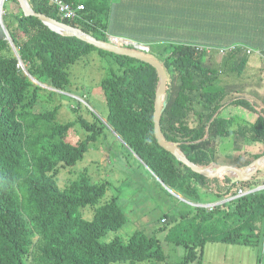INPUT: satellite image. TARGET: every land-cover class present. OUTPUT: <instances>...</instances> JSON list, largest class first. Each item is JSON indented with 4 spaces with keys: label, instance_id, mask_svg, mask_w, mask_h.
<instances>
[{
    "label": "trees",
    "instance_id": "1",
    "mask_svg": "<svg viewBox=\"0 0 264 264\" xmlns=\"http://www.w3.org/2000/svg\"><path fill=\"white\" fill-rule=\"evenodd\" d=\"M66 1L82 3L85 8L74 18L64 19L50 0H28L35 12L109 41L113 11L108 0ZM130 1L124 6L127 19L144 34L140 43L153 46L139 51L159 60L167 74L163 138L200 167L224 163L243 170L263 156V110L228 86L216 88L223 72H235L255 52L235 42L216 44L211 39L219 36L207 32L217 18L220 29L231 28L222 22L229 17L233 24V14L228 13L234 0ZM258 1L262 8L263 1ZM1 21L19 56L1 35L0 264H170L155 233L136 230L127 242L119 235L104 239L128 220L116 198L102 202L107 183L93 182L85 170L64 188L57 181L60 169L81 161L108 125L161 186L187 203L177 213L161 216L163 225L157 229L166 231V241L185 249L176 264L203 262L208 242L258 244L264 232V188L241 196L237 190L264 185V163L247 181H236L228 172L216 176L195 172L162 146L154 126L156 67L100 49L75 35H64L39 17L6 10L5 5ZM222 47L229 49L227 54H219ZM95 49L111 56L101 81L108 124L99 118L89 121L81 114L75 121L59 122L60 104L52 106L50 99L68 90L69 67ZM213 51L221 61L211 62ZM241 108L259 111L256 121L245 119ZM76 121L88 134L73 143L68 134ZM259 144L263 151L256 153ZM85 207L94 209L92 218L85 217Z\"/></svg>",
    "mask_w": 264,
    "mask_h": 264
},
{
    "label": "rangeland",
    "instance_id": "2",
    "mask_svg": "<svg viewBox=\"0 0 264 264\" xmlns=\"http://www.w3.org/2000/svg\"><path fill=\"white\" fill-rule=\"evenodd\" d=\"M264 3V0H261ZM19 0H6L5 8L13 11L12 8L20 6ZM123 6L120 0H108V6L111 8L116 3H119L121 8H116L117 11L125 12V5L131 3L130 0H124ZM237 16L232 20L233 24L226 22L231 28L220 29L221 23L217 18V23H213L207 27V32L213 33L215 37H221L220 32L224 34V40L247 38L248 30L256 29L253 26L254 12L251 9H259L258 0H236ZM4 8V7H3ZM115 12V9L112 8ZM263 14V13H262ZM162 18V17H161ZM234 18V17H233ZM258 19V18H257ZM126 23L132 24L130 19H126ZM227 21V19H225ZM124 20H122V25ZM264 29V16L260 22ZM0 25V34H1ZM125 31H129L125 32ZM128 35H137L132 33L131 29H124ZM258 32V28H257ZM260 34V32H258ZM151 37L150 35H147ZM223 40V38H221ZM153 44V43H151ZM153 48L146 45L145 49ZM211 62L215 63L222 60L217 51L211 54ZM111 56L103 54L98 50H93L84 55L76 63L72 64L68 71L70 73L71 85L66 92L55 93L51 97L50 105L56 106L60 104L58 113L59 122L75 121L81 114L89 121H96L99 118L104 121L108 114V107L101 89V81L107 74V69L110 66ZM216 66V64H214ZM219 67V66H218ZM243 71V70H242ZM246 80H249V73ZM224 81L226 83H242V79L234 73L225 71L220 77V81L216 84V88L221 89ZM71 93V94H69ZM74 94V95H73ZM73 107L77 109L74 110ZM88 133L76 121L75 125L70 129L68 140L76 143L79 139L84 138ZM263 164V163H262ZM86 171L93 182H105L108 188L102 202H107L112 198H116L122 205L128 220L126 224L117 232H109L104 239L110 240L116 235H119L125 242L136 230H144L152 235L156 234L160 240L164 251L167 253V261L170 264H176L184 256L185 249L183 246L175 245L164 239L166 231L158 230L163 223L161 216L165 213H177L178 209L185 208L186 201L181 195L171 192L164 185H160L158 180L151 174L150 170L145 165H141L135 157H133L126 149L120 136L109 126L105 128L99 141L90 144L84 158L78 161L75 165L61 168L57 175V181L60 187L64 188L69 185L71 180L78 177L80 172ZM262 186V185H260ZM259 187V186H258ZM256 187V188H258ZM256 188L251 189L255 191ZM250 190V189H246ZM249 193V192H248ZM83 213L86 218H92L94 209L91 207L83 208ZM165 261H146L131 263L119 262L117 264H165ZM200 264H264V232L259 237V242L256 245L231 244L224 242H208L205 245L203 262Z\"/></svg>",
    "mask_w": 264,
    "mask_h": 264
},
{
    "label": "water",
    "instance_id": "3",
    "mask_svg": "<svg viewBox=\"0 0 264 264\" xmlns=\"http://www.w3.org/2000/svg\"><path fill=\"white\" fill-rule=\"evenodd\" d=\"M19 1H20V5L23 9L24 14L34 15V16L39 17L45 24H47L52 29L64 35H75L78 38L90 44H93L100 49H105V50L114 52L116 54L128 55V56L137 58L141 61L147 62L153 65L154 67H156L159 73V84H158L157 91H156V103H155V112H154V126H155V134H156L157 140L162 146L168 148L179 160L184 162L195 172H198L206 176H216V175H219L221 172H228L229 175L233 176L234 180L236 181H247L260 168L262 163H264V155H263L253 160L243 170L237 169L234 166L229 165V164H216V165L211 164L208 167H200L196 165L195 163L190 161L185 155L180 153L177 146L174 143L168 142L163 138L162 130H161V115L166 105V102L163 100V95L166 91V86H167V74H166V70L164 66L161 64L159 60L142 53L136 48L124 47L121 45L113 44L109 42L108 40L98 39L94 37L93 35L83 31L82 29L72 26L71 24L54 19L45 14L35 12L31 8L28 0H19ZM0 25L2 28L0 36L5 35V37L11 43L17 56H19L17 53V49L15 45L13 44L9 36V33L2 21L0 22ZM36 82L42 86H47L42 83H39L38 81ZM104 122H106V119L104 120ZM263 188H264V185L259 186L258 188H256V190L263 189Z\"/></svg>",
    "mask_w": 264,
    "mask_h": 264
},
{
    "label": "crops",
    "instance_id": "4",
    "mask_svg": "<svg viewBox=\"0 0 264 264\" xmlns=\"http://www.w3.org/2000/svg\"><path fill=\"white\" fill-rule=\"evenodd\" d=\"M6 1V0H5ZM124 1V0H122ZM236 0H234L235 2ZM51 3V2H50ZM5 4V3H4ZM20 4V2H19ZM17 5V4H16ZM14 6L12 8V10L16 13H21L23 12V9L21 7V5L19 6ZM263 7L260 8L258 10H254L251 9L252 12H254V14L256 15L257 13V17L254 16V20H253V26L256 27V29H252L248 30L247 32V38H244L243 40L241 39H231L229 41H225L224 40V34L223 32H220V34H222V37L219 38H215L216 40L214 41L213 39H211L213 42H215L216 44H228V43H238V44H244L250 48H253L255 50V52L251 53L250 57L248 58L249 60L247 61V63L245 64H241V66H239L238 68H236L235 72H233L236 76H239L242 79V83H240L239 85H237V83L233 82V83H226V81H224L225 86H228L229 89L234 90V91H238L237 94L240 95H245L247 97H249L251 100H254L258 105V109L259 110H263L264 113V29L262 28L260 22L262 19V16H264V3L262 4ZM116 8H121L119 4L116 5ZM107 7V6H106ZM112 8L115 9L114 5L112 6ZM230 12L228 13V15L233 14L234 19L239 16V13H235L236 12V4L233 3L232 6L230 7ZM263 11V12H262ZM263 13V14H262ZM128 18V13L127 11H125L124 13L120 10V11H116L113 12L111 14V16L109 17V25H108V29H109V33L108 35H113L115 34V36L121 37V38H125V39H129L135 42H142V39H140L141 37H137V35H128L125 32L129 31H125L124 29H131L133 30L132 33L134 34H138L139 36H144L143 33H140L141 31L139 30L140 28L138 27V25L134 24H128L127 19ZM258 18V19H257ZM227 19V21L225 20ZM122 20L123 21V25H122ZM230 18H224L222 23H226L229 22ZM230 23V22H229ZM139 29H138V28ZM257 28H258V32H260V34L257 32ZM119 34V35H118ZM223 38V41L222 39ZM114 44V43H113ZM142 44V43H141ZM145 45V44H143ZM122 46V45H121ZM127 47V46H124ZM133 48V47H131ZM150 48V47H149ZM148 50H151L148 49ZM212 59V58H211ZM212 61V60H211ZM246 70L250 77L249 80H246V72L243 73V71ZM241 115L247 119L250 123L255 122L258 116V112L257 111H251L249 109H245V108H241ZM263 116V115H262ZM99 141V140H98ZM250 150L254 151V148H249ZM263 151V146H261L259 144V147L256 148L255 152L256 153H261ZM224 164V163H222Z\"/></svg>",
    "mask_w": 264,
    "mask_h": 264
},
{
    "label": "built area",
    "instance_id": "5",
    "mask_svg": "<svg viewBox=\"0 0 264 264\" xmlns=\"http://www.w3.org/2000/svg\"><path fill=\"white\" fill-rule=\"evenodd\" d=\"M5 0H0V14H1V9L3 7V3ZM51 3H53L55 6H57L58 8V14L60 15L61 18L64 19H70V18H74L75 16L78 15V13L80 11H83L85 8V5L82 3H70L66 0H50ZM109 41L111 43H114L116 45H122V46H127V47H133L136 48L138 50H148L145 49L144 47L146 45H143L141 43L129 40V39H125V38H121L118 36H113V35H108ZM233 49V48H232ZM229 51V49H225L224 47L219 48L218 52L220 55H224L227 54V52ZM251 190H246L243 188H238L237 190V195L241 196L244 195L248 192H250Z\"/></svg>",
    "mask_w": 264,
    "mask_h": 264
},
{
    "label": "clouds",
    "instance_id": "6",
    "mask_svg": "<svg viewBox=\"0 0 264 264\" xmlns=\"http://www.w3.org/2000/svg\"><path fill=\"white\" fill-rule=\"evenodd\" d=\"M4 3H5V1H4ZM4 3H3V7H4ZM3 7H2V9H1L2 13H3Z\"/></svg>",
    "mask_w": 264,
    "mask_h": 264
}]
</instances>
